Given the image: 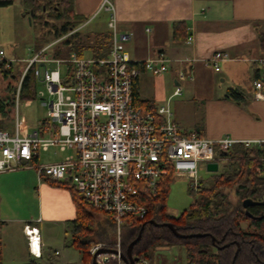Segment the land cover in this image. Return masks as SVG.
<instances>
[{
	"label": "built area",
	"instance_id": "2783aa9c",
	"mask_svg": "<svg viewBox=\"0 0 264 264\" xmlns=\"http://www.w3.org/2000/svg\"><path fill=\"white\" fill-rule=\"evenodd\" d=\"M102 9L110 15L108 28L112 33V46L106 58L78 57L76 53L56 57L51 50L64 38L31 52L27 59L0 50V74L20 69L17 98L26 77L32 74L37 84L46 87L49 111V118L39 122L33 133L22 131L20 122L14 132L0 130V173L30 166L40 177L73 187L90 208L112 218L120 235L125 217L147 216V208L138 201L139 186L155 197L162 178L172 171L185 176L191 191L197 194L203 182L202 163L220 164L226 160L222 155L230 153L235 145L250 148L262 146L264 141L208 139L184 131L175 122L170 105L154 110L138 106L134 88L141 71L126 49L130 36L119 31L112 0H103ZM229 59V54L217 52L208 64L219 72L221 63ZM168 62L160 54L145 61L143 68L160 76L168 70ZM258 63L264 66V58ZM180 80H185L183 73ZM254 85L258 91L256 99L264 100V82L260 80ZM181 91L182 87H177L175 95ZM39 95L45 98L44 92H37ZM55 122L57 127L53 126ZM52 148L71 154L60 162L33 164L41 151ZM256 174L264 177V157ZM23 232L30 254L41 258L44 245L39 229L28 223ZM101 248L103 244H94L90 253L94 256ZM117 250L121 252L120 246ZM110 259L126 264L120 254L97 257L100 264ZM135 264L151 262L139 259Z\"/></svg>",
	"mask_w": 264,
	"mask_h": 264
},
{
	"label": "crops",
	"instance_id": "0c3cea01",
	"mask_svg": "<svg viewBox=\"0 0 264 264\" xmlns=\"http://www.w3.org/2000/svg\"><path fill=\"white\" fill-rule=\"evenodd\" d=\"M112 1L119 31L130 36L126 49L141 71L136 82L141 108L154 110L170 105L175 122L184 131L208 139L264 141V100L256 99L258 91L254 85L260 80L264 82V66L258 63L264 58L261 48L264 0ZM102 3L103 0H74L75 14L88 19L86 25L104 13L100 22L105 21L106 29L95 32L110 31V15L102 9ZM176 22L186 23L187 39L174 40ZM101 24L97 23L98 29L104 27ZM217 52L230 56L221 63L219 72L208 64ZM160 54L168 58V70L154 76L144 70L143 63ZM181 73L185 80H180ZM179 86L182 91L175 95ZM230 89L243 98L239 101L227 98ZM33 164L47 163H40L39 157ZM76 214L72 192L40 177L35 168L26 166L0 173L3 257L4 249L14 242L23 251L22 263L29 262L32 255L23 232L29 223L40 231L44 245L42 262L53 264V232L58 227L66 239L67 226L76 219ZM56 252L59 251L54 250V255L60 256Z\"/></svg>",
	"mask_w": 264,
	"mask_h": 264
},
{
	"label": "trees",
	"instance_id": "16d2710c",
	"mask_svg": "<svg viewBox=\"0 0 264 264\" xmlns=\"http://www.w3.org/2000/svg\"><path fill=\"white\" fill-rule=\"evenodd\" d=\"M16 0H0V8L12 6ZM23 4L33 12L35 20L45 24L55 22L51 30L54 41L62 39L65 49L55 52L59 58L69 57L76 53L85 57L89 52L93 58H106L112 46V33L95 32L92 36L82 39L79 27L84 19L74 11V0H22ZM186 23L176 22L173 25V38L176 41L187 39ZM44 46H38L40 50ZM261 48L264 51V36H261ZM23 64L19 66L22 68ZM18 71V69H17ZM4 78L18 77L15 70L0 74ZM21 75L19 69V77ZM14 100L17 87H14ZM137 85L134 88L135 102L139 106ZM21 99H37V81L29 74L20 94ZM227 98L239 101L242 97L236 90L230 89ZM14 100L10 105L14 103ZM8 100H0V113L4 112ZM148 110H153L149 108ZM0 130H6L0 126ZM225 162L222 173L205 183L197 193L196 199L189 209L180 216L174 217L167 213V200L171 184L174 181L172 171L162 178L156 196L149 195L142 186L138 201L147 210L143 219L127 216L118 235L116 224L108 216L104 225L95 226V217L89 211L87 203L78 198L76 190L67 185L53 182L56 186L65 187L72 192L76 204V219L67 231L70 236L67 246L78 250L81 264H94L91 246L103 244L104 248L117 249L126 255L128 246L141 233L135 245L133 255L138 259H148L151 264L157 250L162 247H183L186 251L187 264H264V177H258L256 168L264 157V145L247 148L235 145L230 153L222 155ZM226 191H233L235 203ZM245 201L253 204L244 206ZM165 224H171L181 235H204L202 237L179 238ZM4 223L0 222V229ZM245 225V226H244ZM43 259L31 257L27 264H46ZM0 264H4L3 245L0 242ZM105 264H119L110 259Z\"/></svg>",
	"mask_w": 264,
	"mask_h": 264
},
{
	"label": "rangeland",
	"instance_id": "374dc122",
	"mask_svg": "<svg viewBox=\"0 0 264 264\" xmlns=\"http://www.w3.org/2000/svg\"><path fill=\"white\" fill-rule=\"evenodd\" d=\"M105 18L104 13L93 23L84 26L88 19L84 20L79 27V32L82 39H86L95 33V30L106 29L104 22H100ZM55 22L49 21L48 24L37 19L35 20L33 14L29 11L28 7L23 4L22 0H16L12 6L7 8H0V50H4L9 56L19 57L27 59L31 56V52L37 51L38 46H46L54 42L53 35L48 33L51 30L52 25ZM97 23H102L104 27L97 28ZM97 32V31H96ZM70 35V34H69ZM68 35L63 36L65 39ZM43 48V47H42ZM65 49L62 43L54 45L51 52L55 54L58 50ZM86 56H90L87 52ZM18 73L16 79L4 78L0 75V100H8L5 104L3 113H0V126H4L9 132H14L17 122L21 123L22 131L33 133L38 129V124L44 119L49 118V111L46 106L48 101V92L46 87L42 84H37V92H44L45 98L39 95L35 100L21 99L20 96L15 100L14 87H17L19 81V70H15ZM14 100V103L12 101ZM53 126H58V122H55ZM71 154V152H60L59 149L52 148L48 152H40V163H48L50 161H60ZM207 164L202 163L200 165V177L207 183L211 181L215 175L220 174L224 170V164H219V171L217 173H211L207 171ZM174 175V174H173ZM230 195V199L235 203L236 198L233 191H226ZM78 198L80 199L79 194ZM200 196L193 193L190 189V182L183 175H174V181L171 184L169 198L167 200V213L171 216L178 217L185 210L189 209L192 203ZM89 211L95 217V226L99 224L104 225L107 222L108 215L95 211L92 208H88ZM245 226V225H244ZM67 227H71V224ZM68 228V230H69ZM51 254L53 264H66L71 262L72 264H80L79 252L76 249L67 246L69 235L64 232H59L57 227L55 233L53 232ZM18 245L11 244L4 249V264H23V251L18 249ZM54 250L60 252V256L54 255ZM22 251V252H21ZM50 254V255H51ZM49 259V258H48ZM161 262V264H187L186 263V251L183 247H162L157 250L154 258V262Z\"/></svg>",
	"mask_w": 264,
	"mask_h": 264
},
{
	"label": "water",
	"instance_id": "95a60500",
	"mask_svg": "<svg viewBox=\"0 0 264 264\" xmlns=\"http://www.w3.org/2000/svg\"><path fill=\"white\" fill-rule=\"evenodd\" d=\"M31 14H33V12L31 11ZM207 171L211 172V173H217L219 171V164L218 163H209L207 165ZM253 202L252 201H245L244 202V206L248 207L249 205H252ZM165 226H167L169 229H171L174 234L179 237V238H187V237H202L204 235L198 234V235H189V236H185V235H181L180 233L177 232V230L174 228L173 225L171 224H165ZM141 238V233L138 235V237L128 246L127 249V253L126 255L122 254L121 252H119L117 249H107V248H101L99 249V251L93 256V262L94 264H100L97 261V257L99 255H118L120 254L122 260L126 263V264H135V262H137L139 259L135 258L133 255V250L135 245L138 243V241Z\"/></svg>",
	"mask_w": 264,
	"mask_h": 264
}]
</instances>
